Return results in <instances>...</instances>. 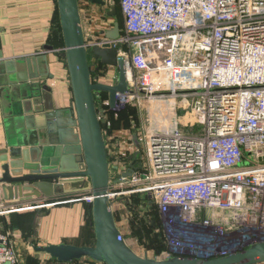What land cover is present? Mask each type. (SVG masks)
Returning <instances> with one entry per match:
<instances>
[{"label": "built area", "instance_id": "built-area-1", "mask_svg": "<svg viewBox=\"0 0 264 264\" xmlns=\"http://www.w3.org/2000/svg\"><path fill=\"white\" fill-rule=\"evenodd\" d=\"M118 1L116 40L84 33L88 48L113 43L124 63L127 91L113 110L138 109L139 123L105 131L106 147L118 138L125 150H111L114 212L138 194L156 204L167 244L158 258L223 256L264 240V0ZM91 66L98 82L114 84V67ZM145 113L158 114V124L145 129ZM78 199L92 197L87 190ZM8 202L0 197V214L18 209ZM0 264H20L2 233Z\"/></svg>", "mask_w": 264, "mask_h": 264}, {"label": "water", "instance_id": "water-1", "mask_svg": "<svg viewBox=\"0 0 264 264\" xmlns=\"http://www.w3.org/2000/svg\"><path fill=\"white\" fill-rule=\"evenodd\" d=\"M87 1L93 5H105V0ZM56 7L63 43L59 56L68 72L72 97L69 113L62 121L59 113L51 108L46 110L39 126L35 127L38 133L42 132L43 138L27 136V145L10 141L0 149L1 191L5 200L33 197L52 203L50 200L63 189L64 182L86 178L92 197L88 206L94 242L83 246L46 244L34 246V250L63 262L88 257L102 264H264V240H255L242 249L216 257H151L137 253L128 244L116 223L108 197L110 171L115 166L108 161L105 119L100 116L96 101L99 93L104 92L109 108L116 109L118 95L127 91L124 63L117 58L113 43L87 47L79 0H56ZM106 15L116 18L115 4L109 6ZM119 32V22L115 20L104 36L113 41ZM45 48L52 49L51 46ZM89 54L103 66L116 69L114 84H104L95 79ZM134 143L139 146L136 139ZM39 211L37 215H42L43 212Z\"/></svg>", "mask_w": 264, "mask_h": 264}, {"label": "crops", "instance_id": "crops-1", "mask_svg": "<svg viewBox=\"0 0 264 264\" xmlns=\"http://www.w3.org/2000/svg\"><path fill=\"white\" fill-rule=\"evenodd\" d=\"M79 5L86 36L106 31L115 20L99 5L87 0H79ZM56 9V0H0V149L10 141L27 145V136L43 138L35 127L50 108L60 114L62 121L67 118L72 97L68 72L59 56L63 44L54 32ZM107 77L109 83H115L112 70ZM122 144L117 138L112 148L125 153ZM88 188L86 178L68 180L50 200L55 203L46 206H40L49 203L44 198L7 200L18 209L0 214V233L12 242L20 264H102L88 257L58 261L33 248L60 243L93 244L87 203L78 199ZM0 197L4 199L1 184ZM39 210L42 215H37ZM126 221L123 223L119 217L116 221L123 235L130 233Z\"/></svg>", "mask_w": 264, "mask_h": 264}, {"label": "trees", "instance_id": "trees-1", "mask_svg": "<svg viewBox=\"0 0 264 264\" xmlns=\"http://www.w3.org/2000/svg\"><path fill=\"white\" fill-rule=\"evenodd\" d=\"M115 6L117 9V15H116V20L121 23L122 21V16L120 13V9H119V1L115 0ZM55 25H54V32L56 33V36H58V38L61 40V33H60V27H59V21H58V14H57V9H56V19H55ZM63 44V43H62ZM95 72H93V76H94ZM107 94L102 92L99 93V95L96 97V101H97V106L99 108V111L102 109V115L103 118L105 119V131L106 134H114L117 135L115 133L120 132L122 129H129L132 125V123H137L138 122V117H137V112L135 107L127 105L124 108L120 109V110H113L109 108L108 104H100V100L102 99H107ZM113 141H109V145H107V157H108V161L109 162H113L115 160V157L112 155L111 150H112V143ZM109 146V147H108ZM119 157H121V159L125 162L127 161V157L125 155H119ZM124 208L121 209L120 211H124L125 213H127L129 216L128 219V227L129 229H131V227H138L139 230H142L145 227H151L152 225L154 227H158V232L156 233V235L153 237L152 240V244L153 242L156 243V246L154 247H148L151 244L147 245L146 248H151L152 249V255L156 256L157 254H159L162 250H164L166 248V240L163 236V234L161 233V226H160V221H159V214H158V209L156 204L149 199L146 195H134L130 198H128L127 200H124ZM120 211H115L114 212V216H115V220L117 221V218L119 217ZM90 208L88 206L87 203V220L90 224ZM126 216V218H127ZM92 227V226H91ZM159 229H160V233H159ZM145 231V230H144ZM143 231V232H144ZM145 233V232H144ZM126 236L130 235L129 234H125ZM125 235H123L125 237ZM150 236V235H149ZM148 236V237H149ZM151 237V236H150Z\"/></svg>", "mask_w": 264, "mask_h": 264}, {"label": "rangeland", "instance_id": "rangeland-1", "mask_svg": "<svg viewBox=\"0 0 264 264\" xmlns=\"http://www.w3.org/2000/svg\"><path fill=\"white\" fill-rule=\"evenodd\" d=\"M113 4H115V0H113ZM92 60H93L92 56H91V54H89V61H90L91 65H92ZM130 106H133V105H130ZM133 107H135L136 112H137V110H138L137 107L136 106H133ZM161 108H162V110L165 109V112L168 110V108L164 104H161ZM177 113L181 114L182 113L181 109H177ZM157 117H158V114L150 115V114L145 113V116L143 115V119L144 120L142 121V122H144L145 129H148L151 126V124H154V123L158 124V122H156ZM161 117H162L161 113L159 112V119ZM138 123H139V119H138ZM160 124H162L161 120L159 121V125ZM200 128H201V126L196 125L194 129L195 130H200ZM191 130L192 129H188V132L191 131ZM119 215H120L119 218L121 219V221H123V223H125V221L127 219L126 224H127V227H128V224H129L128 223L129 216H127L128 214L125 213L124 211H120ZM126 216H127V218H126ZM129 231H130V235H128V236L125 235V239L128 242V244L139 254L146 253V254H149V255L151 254L152 255V252H151L152 249L151 248H146V247L149 244H151V245L148 246V247L156 246V243L153 242V244H152V240H153V237L158 232V227H154L152 225L151 230H150V227H148V226L143 228V230H142V227H141V230H139L138 227H133V228L131 227V229H129ZM159 233H160V229H159Z\"/></svg>", "mask_w": 264, "mask_h": 264}]
</instances>
